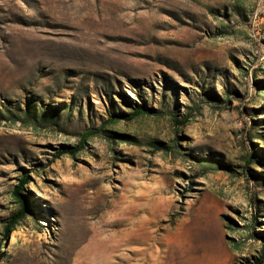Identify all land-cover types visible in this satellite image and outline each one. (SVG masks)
Instances as JSON below:
<instances>
[{
	"label": "rangeland",
	"instance_id": "rangeland-1",
	"mask_svg": "<svg viewBox=\"0 0 264 264\" xmlns=\"http://www.w3.org/2000/svg\"><path fill=\"white\" fill-rule=\"evenodd\" d=\"M0 264H264V0H0Z\"/></svg>",
	"mask_w": 264,
	"mask_h": 264
},
{
	"label": "trees",
	"instance_id": "trees-1",
	"mask_svg": "<svg viewBox=\"0 0 264 264\" xmlns=\"http://www.w3.org/2000/svg\"><path fill=\"white\" fill-rule=\"evenodd\" d=\"M151 111L145 109V107H137V109L134 110V112L130 115H125V114H122V115H119V116H114L112 118L111 121L113 122H117V121H120V120H126V121H129L131 120L133 117H136V116H139V115H144V114H149ZM89 136L88 135H85L84 136V139H86L87 137ZM27 184V176H23L20 180H19V185L16 186L12 192V197L21 205V208L20 210L18 211L17 215H16V220L17 219H20L21 217L24 216V212L26 210V206H25V200L21 194V191L23 189V186ZM15 222V220H14ZM11 223V227L13 225V223ZM6 232L8 231V228L5 230Z\"/></svg>",
	"mask_w": 264,
	"mask_h": 264
},
{
	"label": "bare ground",
	"instance_id": "bare-ground-1",
	"mask_svg": "<svg viewBox=\"0 0 264 264\" xmlns=\"http://www.w3.org/2000/svg\"><path fill=\"white\" fill-rule=\"evenodd\" d=\"M124 232H127V231H122V232H119V235L123 238V237H125L126 236V234H124ZM115 233H117V232H115ZM115 233H114V236H115ZM180 238V237H179ZM112 241H113V248L114 249H116L117 247L115 246V244H116V242L114 241V237H113V239H112ZM123 242H126L124 239H121V241L119 242V243H123ZM100 244V243H99ZM101 245V244H100ZM99 246V245H98ZM103 246V245H102ZM111 247V246H110ZM104 248H105V246H104ZM98 249V248H97ZM106 249V248H105ZM103 250V249H102ZM96 253V252H95ZM100 255V254H99Z\"/></svg>",
	"mask_w": 264,
	"mask_h": 264
}]
</instances>
